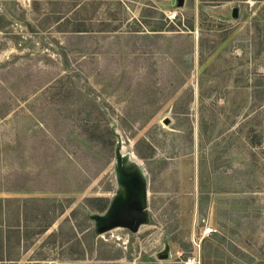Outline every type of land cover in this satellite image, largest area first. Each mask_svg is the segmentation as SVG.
<instances>
[{
	"label": "rangeland",
	"instance_id": "1",
	"mask_svg": "<svg viewBox=\"0 0 264 264\" xmlns=\"http://www.w3.org/2000/svg\"><path fill=\"white\" fill-rule=\"evenodd\" d=\"M3 205L2 264H264V0H0Z\"/></svg>",
	"mask_w": 264,
	"mask_h": 264
},
{
	"label": "water",
	"instance_id": "2",
	"mask_svg": "<svg viewBox=\"0 0 264 264\" xmlns=\"http://www.w3.org/2000/svg\"><path fill=\"white\" fill-rule=\"evenodd\" d=\"M127 208V209H126ZM140 210V203L136 199H131L127 204L126 207H121L118 210H116V213H114L112 219L108 221L105 225L100 227V230H103L107 227H115L118 225H125L131 228H135L134 226H131L132 220L134 217L130 216L134 212L139 213ZM137 213V214H138ZM141 214V213H140ZM127 215L128 217H125ZM144 215L142 213L140 220L143 219ZM137 218V219H139Z\"/></svg>",
	"mask_w": 264,
	"mask_h": 264
},
{
	"label": "crops",
	"instance_id": "3",
	"mask_svg": "<svg viewBox=\"0 0 264 264\" xmlns=\"http://www.w3.org/2000/svg\"><path fill=\"white\" fill-rule=\"evenodd\" d=\"M7 215H8V210H7V208L5 207V205H3L1 208H0V222L1 223H4L3 225H1L0 224V228H1V236H0V239H2V241H3V243H4V241L6 240V237H4L5 236V234L7 233V232H9V231H14L13 233H15V234H19V237H17L16 236V242H17V245L18 244H21L22 243V240H23V230H22V225L20 224L21 222L20 221H22V218H23V210H22V208H20L19 210H18V212H17V218L19 219V222H17V224H16V226H13V227H10V228H8L5 224V222L7 221L6 219H7ZM9 216V215H8ZM4 218V220L2 219V218ZM13 233H10V234H13ZM5 239V240H4ZM8 239H9V242H6V244H7V246H9L10 245V241L12 240L11 239V237L9 238L8 237ZM11 239V240H10ZM18 256H19V254H17L16 256H15V259L16 258H18ZM6 261H8V260H4V261H2V262H0V263H4V262H6ZM9 261H12V260H9Z\"/></svg>",
	"mask_w": 264,
	"mask_h": 264
},
{
	"label": "trees",
	"instance_id": "4",
	"mask_svg": "<svg viewBox=\"0 0 264 264\" xmlns=\"http://www.w3.org/2000/svg\"><path fill=\"white\" fill-rule=\"evenodd\" d=\"M59 24H61V23H59ZM64 31H66V30H64ZM71 31L73 33H75L76 35H81V32L88 31V30L85 29V27H84V25L82 23H79V24H77L76 27H73V30H71ZM105 206H106V203H104L99 209L101 210ZM5 223H6V226L8 228L13 227L14 225L16 226V224H8L7 221ZM0 224H1V222H0ZM45 230H46V228H45ZM12 232H14V231H9V232H7L5 234L4 237H6V240L4 239L5 240L4 243H3L2 239H0V262H2L4 260H12V256L8 253L9 252V249H8L7 244H6V242H9L8 237L9 238L11 237V234L10 233H12ZM16 236L19 237V234H16ZM0 264H2V263H0Z\"/></svg>",
	"mask_w": 264,
	"mask_h": 264
},
{
	"label": "built area",
	"instance_id": "5",
	"mask_svg": "<svg viewBox=\"0 0 264 264\" xmlns=\"http://www.w3.org/2000/svg\"><path fill=\"white\" fill-rule=\"evenodd\" d=\"M176 14L173 13L168 16L169 20H173L175 18ZM184 264H195V258L194 257H187L184 261Z\"/></svg>",
	"mask_w": 264,
	"mask_h": 264
}]
</instances>
